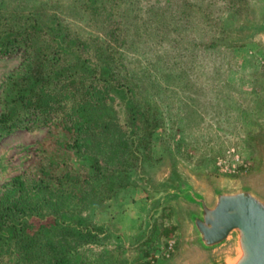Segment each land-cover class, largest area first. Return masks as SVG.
Here are the masks:
<instances>
[{"label":"rangeland","instance_id":"1","mask_svg":"<svg viewBox=\"0 0 264 264\" xmlns=\"http://www.w3.org/2000/svg\"><path fill=\"white\" fill-rule=\"evenodd\" d=\"M121 4L126 18L112 25L117 30L111 31L110 46L122 58V69L138 77L134 86L161 114L162 124L152 136L154 158L138 161L127 172L126 189L95 201L85 213L104 231L100 244L84 248L85 257L88 264H189L199 247L193 205L178 197L183 188L205 196L239 186L264 190V0ZM41 7L58 14L73 34L96 38L101 31L89 14L79 11L77 0H0V18L14 23L16 16L27 19ZM103 15L111 17V10ZM23 63L20 49L0 56V116L5 83L16 80ZM55 98L49 94L43 101L47 113L60 104L43 121L26 117L20 128L0 137V188L19 175H36L42 158L46 165L54 159L49 166L56 175L66 172L63 160L70 170L86 175V165L63 147L69 136L65 126L55 121L72 114L70 98ZM119 114L124 120V112ZM236 155L246 167L236 164ZM222 160L237 166V173L223 172ZM86 190L92 197L98 194L95 187Z\"/></svg>","mask_w":264,"mask_h":264},{"label":"trees","instance_id":"2","mask_svg":"<svg viewBox=\"0 0 264 264\" xmlns=\"http://www.w3.org/2000/svg\"><path fill=\"white\" fill-rule=\"evenodd\" d=\"M121 1L77 0L79 11L89 14L101 30L96 38L73 34L45 7L27 19L16 16V24L0 18V56L16 49L24 55L16 80L5 83L0 137L20 128L28 117L43 121L57 111L58 102L47 113L43 101L49 94L69 97L72 114L55 121L69 135L63 147L86 165L83 176L63 160L66 172L56 175L49 166L54 159L46 165L42 158L36 175H19L0 188V264H88L84 248L100 244L104 231L85 213L95 201L126 189L127 172L138 161L154 158L152 136L162 124L161 114L145 101L139 85L134 86L138 77L122 69V58L115 57L119 53L109 43L114 39L111 31L117 30L112 25L126 18ZM109 10L111 17L105 18ZM202 59L198 52L197 65ZM87 186L97 188L98 194L92 197ZM33 195L36 199L27 197Z\"/></svg>","mask_w":264,"mask_h":264},{"label":"water","instance_id":"3","mask_svg":"<svg viewBox=\"0 0 264 264\" xmlns=\"http://www.w3.org/2000/svg\"><path fill=\"white\" fill-rule=\"evenodd\" d=\"M239 186L210 196L183 188L178 197L193 205L196 258L189 264H264V190Z\"/></svg>","mask_w":264,"mask_h":264},{"label":"built area","instance_id":"4","mask_svg":"<svg viewBox=\"0 0 264 264\" xmlns=\"http://www.w3.org/2000/svg\"><path fill=\"white\" fill-rule=\"evenodd\" d=\"M232 153H235V150H232ZM229 155H230V153H229ZM228 162H229L228 160H225V161L222 160L219 162V166L221 167L223 172L237 173V170H238L237 166L232 165V167H231L228 165L229 164ZM235 162H236V164H239V165L246 167L245 162L241 159L240 156H237V155L235 156Z\"/></svg>","mask_w":264,"mask_h":264}]
</instances>
